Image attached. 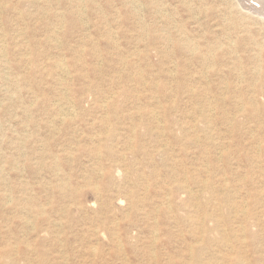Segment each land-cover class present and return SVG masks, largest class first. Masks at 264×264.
Instances as JSON below:
<instances>
[{"label": "rangeland", "instance_id": "rangeland-1", "mask_svg": "<svg viewBox=\"0 0 264 264\" xmlns=\"http://www.w3.org/2000/svg\"><path fill=\"white\" fill-rule=\"evenodd\" d=\"M261 6L0 0V264H264Z\"/></svg>", "mask_w": 264, "mask_h": 264}, {"label": "bare ground", "instance_id": "bare-ground-1", "mask_svg": "<svg viewBox=\"0 0 264 264\" xmlns=\"http://www.w3.org/2000/svg\"><path fill=\"white\" fill-rule=\"evenodd\" d=\"M239 4H240V3H239ZM242 4H243V3H242ZM247 5H250V4H247ZM251 5H252V3H251ZM260 5H261V4H260ZM242 7H243V6H242ZM242 7H241V8H242ZM250 7H251V6H250ZM250 7H249V8H250ZM257 8H258V7H257ZM261 8H264V7L261 6ZM242 9H243V8H242ZM253 9H254V8H253ZM253 11H255V10H253ZM256 11H257V9H256ZM263 11H264V10H263ZM250 13H251V12H250ZM252 13H253V12H252ZM61 63H62V62H61ZM55 65H56V64H55ZM121 245H122V244H121ZM122 246H123V245H122ZM203 247H205V246H203ZM200 248H201V247H200ZM201 249H202V248H201ZM199 250H200V249H199ZM192 251H193V250H192ZM201 251H202V250H201ZM190 253H192V252H190ZM195 256H196V255H195ZM195 256H194V257H195ZM191 257H192V256H191ZM191 257H190V258H191ZM194 257H193V258H194ZM199 257H200V256H199ZM199 257H197V258H199ZM195 259H196V258H194V260H195ZM199 259H200V258H199ZM194 260H193V261H194ZM201 260H202V258H201ZM201 260H200V261H201ZM207 260H208V259H207ZM207 260H206V262H207ZM210 260H211V259H210ZM208 261H209V260H208ZM213 261H214V260H213ZM195 262H199V261H195ZM232 263H233V264H240L239 261H236V262L233 261V262H231V261L229 260L228 264H232ZM197 264H198V263H197Z\"/></svg>", "mask_w": 264, "mask_h": 264}]
</instances>
